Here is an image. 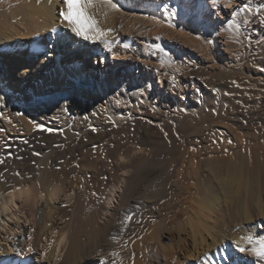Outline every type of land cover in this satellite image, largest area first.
I'll return each instance as SVG.
<instances>
[{
    "label": "rangeland",
    "instance_id": "rangeland-1",
    "mask_svg": "<svg viewBox=\"0 0 264 264\" xmlns=\"http://www.w3.org/2000/svg\"><path fill=\"white\" fill-rule=\"evenodd\" d=\"M245 1L231 0L230 8L218 2L221 11L218 14L210 0H115L124 8L122 17L126 21L139 18L134 30H119V40L113 42V54L106 53L98 60L90 57L87 63L82 59L78 64L83 74L94 75L100 67L105 75L112 77L118 91L114 95L116 103L110 101L113 107L104 105L107 110L102 111L101 106L93 107L87 102L78 113L69 109L63 115H56L47 105V99L61 90L50 93L53 85H48L42 90L37 107L24 106L28 128L19 124L14 115L5 118L0 109V196L11 183L7 172L20 171L26 173L28 181H34L36 173L42 170L41 164H45L55 169L54 174L59 173L57 180L62 181L65 192L72 194L68 204L55 210L51 225L61 228L69 222L75 223L77 215L66 220L62 212L72 213L76 204L87 216L78 239L84 243V253L91 255L76 264H155L152 258L162 255L160 248L177 245L178 241L181 245L184 240L188 244V226L196 224L198 204L211 180L214 196L218 194L222 200L210 214L214 219V237L217 235L222 242L226 236L235 234L243 239L253 237L244 246L247 249L258 246L264 239V154L253 153V148L254 140L264 143V62H259L262 47L251 34H244L231 49L218 33L219 29L241 20L239 9L244 8ZM63 4V0H57L54 8L58 19ZM233 13L238 15L235 17ZM66 32L69 42L71 33ZM188 35L202 41L214 37V43L192 45L183 40ZM160 39L182 59L157 52ZM18 42L28 44L21 38ZM68 51L71 53V49ZM50 62L47 69L51 68L53 59ZM193 68L203 71L193 74ZM241 68L251 72L244 82L233 75L235 69ZM43 73L47 72L43 69L40 79ZM129 79L137 86L135 90L152 81L153 90H149L152 103L147 99L141 102L138 95L124 100V87ZM14 81L3 87L5 100H0V106L21 93L24 104L30 103L25 97L29 89H21ZM210 98H221L222 109L209 104ZM135 103L141 107L134 109ZM143 139L149 140L148 148H142L147 150L142 153L146 157L131 155L127 165L126 156L142 147ZM224 145L227 153L214 154V150H221ZM92 149L97 152L90 158L87 152ZM216 156L226 159L235 167L234 171L223 168L219 177L214 176L211 167ZM123 163L132 167L129 174L121 170ZM207 163L210 164L207 166ZM65 169L72 172L65 173ZM110 197V206H107L105 201ZM60 221L63 222L59 225ZM160 231L163 236L153 240ZM29 234L32 249L27 259L15 245L26 241ZM43 234L38 227L31 230L25 226L10 239L0 229V249L3 243H10L12 249L9 257L0 259V264H40L38 260L50 264L45 257L42 259L40 245L48 239L51 246L53 240ZM211 237L206 241L211 243ZM225 243L226 250H233L229 241ZM48 248L49 253L51 247ZM212 249L217 250L218 245L208 250ZM182 255L184 250L181 254L172 252L166 263L161 256V264H178ZM190 264L197 263L193 259Z\"/></svg>",
    "mask_w": 264,
    "mask_h": 264
},
{
    "label": "bare ground",
    "instance_id": "bare-ground-1",
    "mask_svg": "<svg viewBox=\"0 0 264 264\" xmlns=\"http://www.w3.org/2000/svg\"><path fill=\"white\" fill-rule=\"evenodd\" d=\"M219 2H221V0H219ZM228 2L229 1L221 3L226 4ZM56 3L57 0H0V100L1 102L2 99L5 100V97H3V87L8 85V80L10 79L11 83L16 78L17 80L19 78V81L14 82L19 84L21 89L24 87L29 89L28 91H26L27 94L25 95V97H28L30 101V103H28L27 105L24 104V97L22 93L17 97L12 96L9 99L7 98L8 103H4L3 101L2 104L4 105L0 106V109H2V112H0L2 115H4L5 118L14 115L17 121L19 120V122H21L19 124L24 125L26 128H28L29 125L26 126V117L23 115L24 106L31 105L33 107H37L39 98L41 97V92L44 87L48 85H53V90H49L50 93L56 91L58 92L61 90L60 93H55V95H52L51 98L48 96L50 99H47V105L49 104L50 110L53 114L56 115H63V111L66 112V110L68 111L69 109L74 113H78V109L84 107L87 102H89V104H92L93 107L95 105L101 106L100 109L102 111L107 110V108L103 107L104 105H107V107L109 108L111 107L112 104L110 103V101L116 103L114 95H118V91H115L116 84L113 82L114 80L112 79V77L109 75H105L100 67L94 75L83 74L78 63L82 59H84L87 63L90 57H92L94 60H98L99 57H104L106 53L113 54L115 44H113V42L119 38V30L131 32L132 30H134V26H136V20L138 22L139 19L131 16V20L126 21L122 17L124 8L118 5V11L110 9L101 2H97L92 7H90L88 11L92 15H94L99 27L102 29L112 30L103 37L104 40L108 41V44L106 46L103 42L85 41L82 38L75 36L68 28L67 23L63 22L61 20V17H59L58 19L54 15V8L56 6ZM64 7L65 6L63 4L61 10L64 9ZM215 7L216 12L220 14V5L218 4ZM244 8L246 10L242 11V15H240V21L238 20V22H232V25L230 24V26L219 29L218 33H220L221 38L231 49L234 48L237 38L241 37L244 34H246V36L251 34L253 38H255L256 42H259L260 46L262 47V59H259V62L263 64L264 39L262 38H264V0H246ZM235 17L233 19H235ZM56 21L58 23H56ZM243 21H248V23L245 24L243 23ZM143 23H145V21ZM66 30H69L71 33V41L69 42ZM66 37L67 40H64V38ZM20 38L25 39L28 44H26L25 42L20 44V42H18V39ZM183 40L186 43H190L192 45L194 44L199 47H201L202 44L204 45L205 43L211 45L214 43V37H211L207 41H204V39L202 41L188 35V37ZM56 42H59L58 47H56ZM165 44L166 43L162 39H160V42L156 44V48L159 49L157 50V52H160L166 57H181L175 50L167 49ZM127 45H130V42H128ZM153 47H155V45H152V48ZM69 49H71V53L68 51ZM160 49H163V51H161ZM50 59H53L54 65L52 64L51 68L47 69V67H49L51 63ZM181 62L183 61L181 60ZM43 69L47 73H43L40 79L39 73L43 72ZM202 71V68H193L191 70V73L200 74ZM233 75L237 79L239 78L242 82H244L249 79V77L251 76V72L247 68L246 70H242L241 68L240 70L235 69L233 71ZM256 75L257 74L255 73L254 76ZM36 77H38L37 81ZM28 78H30L31 83H28ZM92 78L98 79V81L90 82V79ZM12 87L14 88L13 85ZM136 87L137 86H135L134 82L129 79L124 87L126 92V94L124 95V100L130 98L132 95H138L137 97L139 100H141V102H145V100L147 99L152 103V91H149L150 89L153 90L152 81L141 84L138 90H143L142 94L141 91L138 93V90H135ZM174 87L177 88V84ZM81 97H84V99H82ZM121 103L118 102V104ZM208 103L213 105L215 108L222 109L223 107V100L221 98H210ZM138 107L141 106L135 103L134 109H137ZM74 110H76L77 112H75ZM17 113H20V115H17ZM103 117H105V115ZM239 142L240 144L242 143V141L240 140ZM254 143L255 147L253 148V153L264 154V143L257 140H254ZM141 146L142 147L135 148L134 151L132 150L133 152L129 151L130 154L126 156L127 165L130 161L131 155L134 156L138 154L140 155L138 156L140 157V159H143L144 156L146 157V154L144 155L142 153H145L147 150H142V148H148L149 140L143 139L141 142ZM225 149L226 146L224 148L222 146L221 150H214V154L218 155V153H227ZM96 152L94 149H92L88 151L87 154L90 158H93L91 156ZM104 154L105 152L102 151L103 158L105 157ZM216 157L217 158H215L214 166L211 167L213 168L212 170L214 176L219 177L218 175L223 168H226V170H228L229 172L234 171L235 167L226 162V159L221 156ZM121 160H123V158ZM208 164L210 163H207V166ZM124 165L125 163L121 164V170L124 173L129 174L130 168L132 169V167H126ZM87 167L94 168L95 166L88 165ZM41 168L42 170L36 173L37 175H35L34 181H28V176L26 175V173L20 171L6 173L7 178L11 179V183L7 185V190L5 191V193H2V195L0 196V229L6 236H8L10 239H13L18 235V230L22 227L27 226L31 230H33L34 227H38L40 232L44 233L43 235H45L46 233V236H51V239L53 240V244H51V246H49L48 239H44L45 241L41 240L42 244L40 245V248L43 252L42 259L46 258V262L50 264H76L77 262H83L84 260L89 258V255H91L84 253L85 250L83 249L85 247L83 248L82 246L84 243L82 244L78 239L79 233L83 227L82 224L84 223V220L87 216L83 213V211L81 212V207L76 204L74 208H72V213L62 212V218H66V220L71 219V216L74 217L75 215H77L78 218L76 219L75 223L73 222V224H70L69 222L64 226H61V228L57 225L55 227L51 225V222H53L54 219L52 218V215L55 210L62 207L63 205L68 204L71 201L72 194H68L67 192H65L62 181L60 182L59 180H57L58 178H56V174L58 172L54 174L55 169L48 168V166H46L45 164H41ZM74 170L75 169L73 168L72 171L74 172ZM72 171L66 170L65 173H71ZM59 178L61 179V177ZM113 192L114 191L112 190V196ZM213 192L214 187L212 186L211 180H209L208 185L204 189L201 200L198 204L199 209L198 216L196 218L197 222H195L196 224L194 225L193 223H190L191 225L189 224L188 231L186 232L188 233L189 237L187 239L188 244L186 245L184 240V243L181 245L178 241L177 245L167 244L164 247L160 248L162 252L161 256L165 259L163 261H165L166 263L168 256L171 255L172 252H174V254H177V252L181 254V251L184 250L185 255H182L183 257L181 256V260L178 264H190V260L193 259L197 264H264V260H260L255 257L251 251H240V248L247 249L244 244L249 242L248 238H245V240L239 235L237 236L235 232V236H226V238H224V242L229 241V243L233 245V250H226L225 247L227 244H223V240L218 238L217 235L216 237H214V228L212 225L213 218H211L210 214L213 212L211 210H216V208L220 205L221 199L218 194L214 196ZM111 199L112 197H110L107 202L105 201V205L110 206ZM79 212H81L82 215H79ZM62 222L60 221V223L58 224L60 225L62 224ZM257 228L263 230V228H261L259 225ZM161 231L155 233V236L152 237L153 240L158 241V239L163 236ZM209 237H211V243L206 241V238ZM190 245L192 246V248L188 249V246L190 247ZM214 245H218L217 250H208L210 246ZM1 246L0 259L9 257L12 250L10 243H3L1 244ZM15 247L19 249L20 255L23 258H27L30 249H32L31 234H29L26 241H18ZM48 247H51L49 253L47 252V250H49ZM161 256L160 254L154 255L152 261L155 264H161ZM38 261L40 262V264H42L41 260ZM23 264L29 263L24 262Z\"/></svg>",
    "mask_w": 264,
    "mask_h": 264
},
{
    "label": "snow or ice",
    "instance_id": "snow-or-ice-1",
    "mask_svg": "<svg viewBox=\"0 0 264 264\" xmlns=\"http://www.w3.org/2000/svg\"><path fill=\"white\" fill-rule=\"evenodd\" d=\"M63 2L65 7L60 11L59 15L61 20L67 23L70 31L75 36L80 37L85 41L103 42L107 46L108 41L104 40L103 37L112 30L100 28L94 15H92L88 9L95 3L101 2L110 9L118 11L119 8L114 0H63ZM210 2L213 6H216L218 5L219 0H210ZM224 6L230 8L232 6L231 0H229ZM245 10V8L239 9L241 12ZM236 14L237 13H233L234 16ZM243 23L246 24L248 21H243ZM169 27L174 26L169 24ZM160 50L163 51V49ZM139 91H141L142 94L143 90ZM17 115H20V113H17ZM253 239V237H248L249 241ZM240 251H251L255 257L264 260V239L260 240L258 246L252 247L251 249L240 248Z\"/></svg>",
    "mask_w": 264,
    "mask_h": 264
}]
</instances>
